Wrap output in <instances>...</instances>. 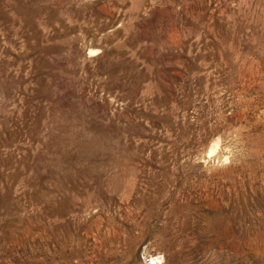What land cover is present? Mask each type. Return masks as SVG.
Wrapping results in <instances>:
<instances>
[{"label": "rangeland", "instance_id": "1", "mask_svg": "<svg viewBox=\"0 0 264 264\" xmlns=\"http://www.w3.org/2000/svg\"><path fill=\"white\" fill-rule=\"evenodd\" d=\"M0 264H264V0H0Z\"/></svg>", "mask_w": 264, "mask_h": 264}]
</instances>
